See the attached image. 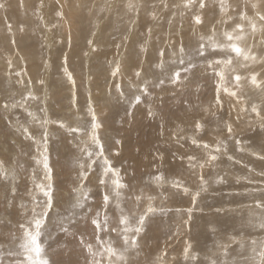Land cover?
<instances>
[{"label":"rangeland","instance_id":"1","mask_svg":"<svg viewBox=\"0 0 264 264\" xmlns=\"http://www.w3.org/2000/svg\"><path fill=\"white\" fill-rule=\"evenodd\" d=\"M61 1H40L30 9L32 18L27 22L19 17L14 18L13 23L4 19L6 26L11 25V31L7 27L5 41L0 38L2 264H29L22 247L26 239L24 229L33 227L30 223L33 196L41 204L45 199L35 185L48 183L41 155L45 130L48 135L47 155L52 168L54 206L39 238L43 249L41 261H47V264H91L95 259L99 264H110L105 249L111 246L125 258L117 261L116 257H112V264H261L264 228L259 227V223L264 211L255 205L258 201H264L261 191L264 190V159H257L254 155L264 156V133L260 132V121L251 109L256 105L264 115V91L252 86L248 79L256 74L264 86V62H261L264 60V21L259 19L264 16V11L244 14L245 21L238 24L243 25L241 32L237 29L238 25L234 29L228 27L232 22H227L225 26L215 24L210 29L204 27L202 20L198 24L201 28L195 27L194 15L203 19L204 8H184L181 15L178 12L180 4L185 5L183 2L165 7L166 0H151L149 3L145 1L146 4L137 3L138 6L127 8V11H124L126 3L120 2V7L107 16L108 5L106 8L105 3L110 4L111 0H102L93 5L94 8L90 3L89 6L85 4L87 13L81 18L82 23L78 25L76 36H73L74 41L69 43L62 31L69 6ZM207 1L204 0V4ZM216 1L221 5L219 0L210 2L216 4ZM231 2L233 0H223V6ZM162 6L166 8L165 16L160 15ZM57 11L63 13V18L55 15ZM87 15L90 19H86ZM218 26L223 28L217 33L221 34L220 39L215 33ZM59 27L61 29L56 30ZM21 28L24 32L20 31ZM225 32H232L233 42L227 39ZM129 34L134 35L129 37ZM43 35L44 38L47 36L44 40ZM238 36H243V39H236ZM130 39L131 45H128ZM13 40L17 45H13ZM124 40L125 44L121 45ZM89 41L92 43L89 44ZM7 43L11 44L7 46ZM115 44L119 54L126 53L124 61L128 60V64L118 61L120 56L117 54L106 57L105 52H110ZM200 44L204 45L203 55L198 53ZM232 44L245 51L250 49V54L258 57V61H245L243 56L237 57L228 47ZM27 51L33 52L26 56ZM161 52L164 53L163 57L160 56ZM101 55L106 56L101 58ZM65 56L67 65L64 64ZM181 59L183 64L180 63ZM228 59L232 60L230 65L213 63ZM9 60L12 62L11 70L8 68ZM117 66L119 73L113 76ZM65 67L75 80L74 88L64 71ZM17 71L25 74L16 76L14 73ZM175 71L181 73L178 81L172 78ZM137 72L140 76L136 75ZM220 72L225 76L223 87L236 91L241 103L228 94L225 96L222 89L220 97L225 100H221L222 106L216 104L217 73ZM236 75L241 77L238 89L235 87ZM40 80H43V84ZM29 93L36 99L25 101ZM137 96L140 97L139 103ZM89 104L101 125L98 135L105 145V155L119 170L120 181L126 185L124 188L115 189L111 173L104 177L105 186L99 185L104 171L102 161L93 165L87 180L79 177L81 148L90 147V137L85 136L83 131L91 130ZM241 108L247 111L241 112ZM61 123L65 127H60ZM197 124L201 125L199 129ZM228 124H231L235 138L241 140L239 147L243 151L237 149L235 139L227 138ZM77 127L81 128L80 133L71 131ZM25 128L34 139L25 135ZM86 140L88 144L84 143ZM193 140L201 145L206 143L210 148L197 147ZM218 143L222 149L226 144L227 150L218 154L220 158L212 166L205 167L204 172L198 167L194 171L189 168L188 156H195L197 164L203 162L207 159V153ZM250 152H253V156ZM228 156L233 159L229 160ZM168 165L176 169L175 175L169 176ZM159 175H163V181L156 179ZM201 176L206 182V191L200 189ZM173 180L187 187L189 194H185L182 188H174ZM117 191L119 199L116 197ZM197 191L200 195L193 206L191 196ZM82 192L87 195L86 200ZM105 193L110 201L107 210L108 231L100 233L102 243H98L91 220L97 218L96 213L99 212L98 219L104 224ZM137 197L140 199L137 200ZM77 201L83 204L82 208L76 206ZM149 205L156 211L147 214L143 232L138 235L132 231L127 233L130 241L135 238L136 245L133 247L129 243L126 246L122 232L125 225L120 224L121 218H126L128 227L134 228L138 217L147 213ZM188 209H192L191 220L188 219ZM36 210L40 211L39 208ZM232 225L234 228H230ZM186 242L191 244L187 260L184 258ZM87 245H91L94 256L89 254Z\"/></svg>","mask_w":264,"mask_h":264},{"label":"snow or ice","instance_id":"2","mask_svg":"<svg viewBox=\"0 0 264 264\" xmlns=\"http://www.w3.org/2000/svg\"><path fill=\"white\" fill-rule=\"evenodd\" d=\"M221 2V6L223 7V0H220ZM196 3V0H186V3L184 5L185 8H190L192 6H194ZM42 6V5H41ZM4 5L0 4V8H3ZM128 7H132L131 4L128 5ZM199 7L202 9L205 7L204 4V0H199ZM253 7H256V5H253ZM55 15L63 18V13L61 12H56ZM245 17L243 16V14L241 15V19H244ZM260 20L264 21V16H260L259 17ZM194 22L195 24H201L202 23V19L199 15H194ZM9 27V31H11V25H8ZM237 28L240 29L241 32H243V26L238 25ZM252 29L253 31L256 30V26L253 24L252 25ZM21 31H23V28L20 29ZM227 39L229 41L233 40V36L231 33H226ZM236 39H243V36H238L236 37ZM13 45H15L16 41L13 40L12 41ZM69 43H71V39L69 37ZM92 42L89 41V44H91ZM228 47L231 48V51L234 52L236 54L237 57L243 56V59L245 61L247 60H252V61H256V56L251 55L250 54V49L248 51H245L244 49H242L239 46H236L235 44L229 45ZM181 51H183V48L181 49ZM213 51H216L215 48H213ZM198 53L200 55L204 54V45L200 44L199 48H198ZM164 53L161 52L160 56L163 57ZM264 62V61H262ZM180 63L183 64V60H180ZM213 63L215 64H221V63H225L230 65L232 63L231 59H228L226 61H222V60H215ZM64 64L67 65V56L64 57ZM8 68L9 70L12 69V62L11 60L8 61ZM119 66H117L116 70L112 73L113 76L117 75L119 73ZM64 71L68 77L69 82L72 84L73 88L75 87V80L72 78V75L70 72H68L67 67L64 68ZM16 76H22L25 73H23L22 71H17L14 73ZM137 76H140V73L137 72L136 73ZM217 75L219 76V82L216 85V104L217 105H221V97H220V92L223 89V91L236 98L237 103H241L240 98L237 95L236 91H229L227 88L223 87L224 84V80H225V76L223 72L217 73ZM181 77V73L179 71H175L174 72V76L172 77L175 80H179ZM235 80V87L238 89L240 87V81H241V77L239 75H236L234 77ZM19 83H22V81H18ZM41 84H43V80L39 81ZM250 82L251 84L255 87L260 89L261 91H264V86H262L261 82L258 81L257 79V75L253 74L250 77ZM29 85L31 84V81L28 82ZM118 87V86H117ZM25 101L27 100H35L36 97L34 95H32L31 93L28 94L27 97L24 98ZM137 103H139L140 101V97L137 96L136 97ZM20 105H13V107H17ZM222 106V105H221ZM8 108V105H5V109ZM89 108V114L91 116V130L90 132L87 129H84V135L85 136H89L90 137V147H82L81 148V161L79 162V167H80V173H79V177L81 180H87L88 179V174L89 172H91L93 170V165L97 164L98 161H102V167H103V172L101 174V178L99 179V185L100 186H105L106 181L104 179V177H106L109 173L112 174V176L114 177L112 183L115 187V189H121L126 187V185L122 184L119 178V170L114 168L111 161L108 159V157L105 155V145L101 143V138L98 135V131L101 127L100 123L98 122L97 119V115L94 109H92L91 105H88ZM241 112H245L247 111V109L245 108H241L240 109ZM251 111L253 113L256 114L258 120L260 121V132L264 133V115H261V111L258 110L256 105L252 106ZM29 115L31 116L32 113H29ZM60 127H65V125L63 123L60 124ZM196 127L199 129L201 127V125L197 124ZM251 127V125H250ZM25 135L28 136L29 139H34V137L32 135H30L28 133V130L25 128L23 129ZM72 132H77L80 133L82 130L81 128L77 127V128H72L71 129ZM252 131H255V128H252ZM227 132H228V138L229 139H235V144L237 146V149L239 151H243L242 148H240V144H241V140L238 138H235L234 136V130L231 126V124L227 125ZM264 138V137H262ZM47 140H48V135H47V131L45 130L43 133V137L41 140V143L43 145V152L41 153L42 155V164H43V170H44V175H45V180L48 181L47 184H36L35 187L39 188L42 192L43 197L45 198L43 203L41 204L40 201H38L36 199L35 196H33V215H32V219L30 221L31 225L33 226L32 229H24V237L25 239V243L22 245L24 252L26 253L25 259L29 262V264H47V261H41L40 260V256L41 253L43 251L41 244L39 242V238L41 237L42 234V229L45 226V221L47 220L48 216H49V212L52 210L54 204H53V186L51 183L52 180V168L49 165V158L47 155L48 152V147H47ZM117 143H119V141H116ZM85 144H88L89 141H84ZM193 144H196L197 147H203L205 150L210 148V145L208 144H199L197 143V141L193 140ZM225 151L227 150V145L225 144L223 149L221 148V145L218 143L216 145V147L214 149H212L211 152L207 153V159L203 162L200 163H195L196 161V157L195 156H188L187 159L189 161V168L192 169L193 171L198 167L201 171H203V169L206 166H212V163L216 160H218L219 157V153H221V151ZM215 153V154H213ZM260 159H264V156L259 157ZM162 159V158H161ZM229 160H232L233 157L232 156H228ZM0 169H3V165L0 164ZM251 171V169H250ZM5 178H7V174L5 173ZM157 180L159 181H163L164 177L163 175H159L156 177ZM219 182H222L219 181ZM205 181L203 176L200 177V189L203 191H206L207 188L205 186ZM172 186L174 188H182L183 192L185 194H189V190L187 187H184L180 181L178 180H173L172 181ZM81 188H83V185L81 186ZM262 193H264V190H261ZM83 198L86 200L88 197L85 193H81ZM119 191L116 192V197L117 199H119ZM200 192L197 191L195 193L192 194L191 196V200H192V204L193 206L196 205L197 202V198L199 197ZM140 197H137V200H139ZM149 199H151V197H149ZM109 196L108 194H103V210L105 211V222L104 224H101L98 217H99V212L96 213V217L97 218H93L91 220V224L93 226V232L94 235L96 237V240L98 243H102V238L100 236L101 232H107L108 228H107V210L109 207ZM78 207H83V204H80L79 201H77V205ZM257 208L261 209L262 211H264V201H258L255 205ZM23 207V205H22ZM117 207H119V205H117ZM39 208L40 211H37L36 209ZM156 211L155 208H153L151 205H149L148 209H147V213L142 214L138 217L137 221H136V226L134 228L128 227V220L126 218H121L120 220V224L125 225V227L122 229V232L124 233L123 236V242L124 244L127 246L129 245V243H131V246H135L136 245V240L135 238H132L131 241L129 240V237L127 235L128 232L132 231L135 234H140L141 232L144 231L145 228V222H146V218H147V214L148 213H154ZM188 219L191 220V212L192 209H188ZM21 227L23 228L24 226L21 225ZM259 227L264 228V215H262L260 217V223H259ZM116 229H113V231H115ZM65 231L67 232V229H65ZM82 243H84L83 241H81ZM253 244H256V241L252 242ZM88 251L90 255H95V253L92 252L91 249V245H87ZM191 249V244L186 242V247L184 249V258L187 260L189 258L188 253L189 250ZM127 249H125L126 251ZM105 251L108 253V258H109V262L110 264H112V257H116L117 261H122L124 260V256L123 254H118L115 249H113L111 246L107 247L105 249ZM225 255H227V253H225ZM260 256H261V264H264V251L260 252ZM194 258V257H193ZM0 264H2V261H0ZM15 264H21V262H15ZM91 264H99L98 261H96L95 259H93L91 261ZM213 264H215V262H213Z\"/></svg>","mask_w":264,"mask_h":264},{"label":"bare ground","instance_id":"3","mask_svg":"<svg viewBox=\"0 0 264 264\" xmlns=\"http://www.w3.org/2000/svg\"><path fill=\"white\" fill-rule=\"evenodd\" d=\"M40 1H44V0H0V4H3L4 5V7L3 8H0V38H4V41H5V36H6V29H7V27L8 26H6L5 24H4V19L6 18V20H5V22H10V20H11V22L13 23V20H14V18H16L17 19V17H19V18H22V19H24L26 22L27 21H29V20H31V18H32V16H30L31 14H32V12H30V9L33 7V6H35L36 4H38V3H40ZM50 1V0H49ZM59 1V0H58ZM61 1V0H60ZM102 0H62L61 2H66V3H68V6H69V8H68V12H67V15H66V17H64L65 19H64V22H63V27H62V31H64V35L66 36V39H68L69 40V37H70V39H71V41H74V39H73V36H76V34H77V30H78V28H79V26L78 25H80L81 23H82V21H81V18H82V16H84L86 13H85V10L87 9H85V4L87 3V6H89V4L88 3H90V5L91 6H93V5H96L97 3H100ZM119 1V2H118ZM134 1H136V4H134ZM148 2L149 3V1H151V0H111V3L110 4H107V3H105L106 5V8H107V5H108V8L106 9L107 10V16L112 12V11H114L115 9H117V8H119L120 7V5H121V3L120 2H125L126 4H125V6H124V11H127V8H130V7H128V5L129 4H131L132 6H133V8L134 7H136L135 5H137L138 6V4L140 5V3L142 2V3H145L146 4V2ZM153 1V0H152ZM155 2H156V0H154ZM162 1V0H161ZM207 1V0H206ZM209 1V2H208ZM207 1V4H205V7H204V15H202L203 13V11L201 12L202 14H200V15H202L203 16V22H204V27L205 28H212L215 24L216 25H220V24H224L223 26H225L226 25V23L227 22H229L230 24H231V22H232V25H229L228 27H231L230 29H234L235 28V26L236 25H238V24H240V23H242V22H244L245 21V18L244 19H241V15L243 14H248L249 15V12L250 11H253V12H255L256 14L258 13H261L262 11H264V3L262 2V1H264V0H233V2H231L230 4H228V5H225L224 4V6L222 7L221 5H218L219 4V2L218 1H216V4H214L215 3V1H213L214 3H212V2H210L211 0H208ZM220 1V0H219ZM180 2H183L184 4L186 3V0H166L165 1V4H167L165 7H167L169 4H172V3H180ZM218 2V3H217ZM228 2V1H227ZM104 3V2H103ZM102 3V4H103ZM138 3V4H137ZM152 3V2H151ZM161 3H163L164 4V2H161ZM225 3V2H224ZM51 4H53V3H51ZM162 4V5H163ZM164 4V5H165ZM253 5H256V7H253ZM57 6V5H56ZM161 6V5H160ZM159 6V7H160ZM179 6V5H178ZM219 6V7H218ZM38 7V6H37ZM52 7V6H51ZM102 7V6H101ZM100 7V8H101ZM104 7V6H103ZM163 7V6H162ZM165 7H163V8H161V10H162V12L160 13V15L162 14H164V16L166 15V8ZM199 7V0H196V3H195V5L194 6H192V7H190L189 9H193V10H195V9H197ZM50 8V7H49ZM84 8V9H83ZM92 8H94V6L92 7ZM185 7L184 6H181V4H180V8H179V11L180 12H178L179 14H181L182 15V12H183V9H184ZM52 9V8H51ZM40 10V9H39ZM61 10V9H60ZM95 10H96V8H95ZM95 10H94V12H95ZM99 10V9H98ZM101 10V9H100ZM137 10V9H136ZM82 11H84L82 14H81V12ZM89 11V10H88ZM93 11V10H92ZM39 12V11H38ZM49 12V11H48ZM79 13V15H78V13ZM146 12V11H145ZM89 13H90V15L92 14L90 11H89ZM96 13V12H95ZM137 13V12H136ZM136 13H135V15H136ZM168 13V12H167ZM41 14V13H40ZM44 14H45V12H44ZM94 14V13H93ZM139 14V13H138ZM172 14V13H171ZM197 14H199V13H197ZM246 14V15H247ZM94 15H96V14H94ZM106 15V14H105ZM180 15V16H181ZM39 16V15H38ZM52 16H54L53 14H52ZM92 16V15H91ZM140 16H142V14L140 15ZM146 16V15H145ZM93 17V16H92ZM105 17V16H104ZM162 17V16H161ZM201 17V16H200ZM52 18V17H51ZM54 18V17H53ZM52 18V19H53ZM56 18V17H55ZM97 18V17H96ZM137 18H139V17H137ZM148 18V17H147ZM181 18V17H180ZM253 18H254V16H253ZM47 19V18H46ZM48 19H50V18H48ZM86 19H90L89 17H88V15H87V17H86ZM143 19H145V18H143ZM182 19V18H181ZM189 19V18H188ZM252 19V18H251ZM36 20H37V18H36ZM15 21V20H14ZM52 21V20H51ZM10 22V23H11ZM76 22H78V24L76 23ZM256 22V21H255ZM260 22V21H259ZM22 23V22H21ZM32 23V22H31ZM37 23V22H36ZM56 23H57V21H56ZM248 23H250V22H248ZM254 23V22H253ZM18 24L20 25V22H18ZM38 24V23H37ZM43 24V23H42ZM48 24H49V22H48ZM60 24V23H59ZM58 24V25H59ZM62 24V23H61ZM181 24V23H180ZM19 25H17V26H19ZM255 25V24H254ZM22 27H23V25H21ZM35 26V25H34ZM34 26H33V29H34ZM37 26H39V25H37ZM51 26V25H50ZM182 26V25H181ZM243 26V25H242ZM58 27V26H57ZM134 27H137V25H134ZM195 27H197V28H201L198 24H196V26ZM194 27V28H195ZM217 27V26H216ZM220 26H218V32L216 31L217 30V28H216V30H214V31H216L215 33H216V35L217 36H220L221 34H217V33H219V29H221V28H219ZM233 27V28H232ZM27 28H29V27H27ZM26 28V30H29V29H27ZM42 28V27H41ZM196 28V29H197ZM214 28V27H213ZM32 29V28H31ZM32 29V30H33ZM61 28L59 27V29H56V30H60ZM238 29V28H237ZM31 30V31H32ZM35 30H39V29H36L35 28ZM205 30V29H204ZM221 30H223V28L221 29ZM21 31V30H20ZM184 31V30H183ZM205 31H207V30H205ZM225 31V30H224ZM232 31H235V30H232ZM236 31H238V30H236ZM260 31V30H259ZM262 31V30H261ZM22 32H24V31H22ZM21 32V33H22ZM35 32V31H34ZM43 32H45V31H43ZM57 32V31H56ZM182 32V31H181ZM208 32V31H207ZM239 32V31H238ZM38 33H40V31L38 32ZM42 33V32H41ZM176 33V32H175ZM212 33V32H211ZM221 33V32H220ZM232 33V32H231ZM59 34H61L60 32H59ZM62 34H63V32H62ZM169 34V33H168ZM26 35V34H25ZM34 35V34H33ZM42 35V34H41ZM129 35H131V34H129ZM133 35L134 34H132L131 36H129V37H133ZM182 35V34H181ZM223 35H224V32H223ZM18 36H20V35H18ZM31 36H32V33H31ZM168 36V35H167ZM217 36H215V37H217ZM225 36H226V32H225ZM235 36H237V34L235 35ZM37 37V36H36ZM46 37L47 36H45V38H44V35H43V40L44 39H46ZM128 37V38H129ZM182 37V36H181ZM224 37V36H223ZM227 37V36H226ZM20 38V37H19ZM26 38H28V37H26ZM30 38V37H29ZM28 38V39H29ZM32 38V37H31ZM39 38H40V36H39ZM79 38H81V36L79 37ZM221 38V36L220 37H218V39H220ZM22 39V38H21ZM24 40H25V37L23 38ZM22 39V40H23ZM47 39H49V38H47ZM65 39V40H66ZM224 39V38H223ZM234 39V38H233ZM3 40V39H2ZM32 40H33V38H32ZM37 40H38V38H37ZM39 40H42V39H39ZM131 40L132 39H130L129 40V43H127L128 45L130 44L131 45ZM135 40H137V39H135ZM193 40V39H192ZM250 40V39H249ZM79 41V40H78ZM197 41V40H196ZM216 41V40H215ZM214 41V42H215ZM219 41V40H218ZM237 41V40H236ZM240 41V40H239ZM261 41V40H260ZM20 42V41H19ZM24 42H26V40L24 41ZM36 42H38V41H36ZM233 42V41H232ZM34 43V42H33ZM81 43V42H80ZM134 43H135V41H134ZM238 43H242L241 41L240 42H238ZM250 43V42H249ZM248 43V44H249ZM6 44V43H5ZM8 44H11V43H7V46H8ZM16 45H17V43H15ZM24 44H26V43H24ZM23 44V45H24ZM32 44V43H31ZM35 44V43H34ZM41 44V43H40ZM43 44H46V43H43ZM49 44H50V46H51V43L49 42ZM67 44H68V42H67ZM125 44V40L124 41H122L121 42V45H124ZM126 44V45H127ZM133 44V43H132ZM209 44V43H208ZM236 44V43H235ZM33 45V44H32ZM112 45H114L113 43H112ZM127 45V46H128ZM193 45V44H192ZM217 45V44H216ZM242 45H244V43L242 44ZM39 46V45H38ZM76 46H77V44H76ZM134 46V45H133ZM256 46V45H255ZM11 47H12V45H11ZM14 47V46H13ZM21 47H22V45H21ZM36 47V46H35ZM40 47V46H39ZM38 47V48H39ZM73 47V46H72ZM75 47V46H74ZM126 47V46H125ZM124 47V48H125ZM129 47V46H128ZM244 47V46H243ZM250 47H251V44H250ZM23 48V47H22ZM43 48H45V47H43ZM47 48V47H46ZM55 48V47H54ZM117 48H118V46L115 44V46H113L112 48H111V51L110 52H108L107 51V53L105 52V54L107 55H105L106 57H110V56H113L114 54L116 55L117 54V56H120V58L119 59H117L118 61L119 60H122V61H124V59H126L127 57H126V53L124 52V53H121V54H119L120 52H118L117 51ZM133 48V47H132ZM134 48H135V46H134ZM133 48V49H134ZM247 48H248V46H247ZM26 49V48H25ZM29 49H33L32 47L30 48L29 47ZM35 49V48H34ZM63 49V48H62ZM66 48H64V50H65ZM68 49V48H67ZM66 49V50H67ZM3 50V49H2ZM36 50H37V48H36ZM54 50V49H53ZM52 50V51H53ZM56 50V49H55ZM70 50V49H69ZM73 50V49H72ZM146 50V49H145ZM13 51V50H12ZM49 51H51L50 49H49ZM60 51V50H59ZM74 51V50H73ZM72 51V52H73ZM76 51V50H75ZM2 52H4V51H2ZM9 52H10V50H9ZM14 52V51H13ZM19 52H21V51H19ZM23 52V51H22ZM33 52V51H32ZM32 52H29V51H27V52H25V55L26 56H29L30 54H32ZM38 52V51H37ZM45 52H48V50L47 51H45ZM68 52V51H67ZM127 52V51H126ZM59 53V52H58ZM262 53V52H261ZM5 54V53H4ZM14 54H15V52H14ZM34 54V53H33ZM122 54H123V57H121L122 56ZM218 54V53H217ZM6 55V54H5ZM8 55V54H7ZM48 55H50V54H48ZM59 55V54H58ZM12 56H15V55H13V53H12ZM23 56V55H22ZM39 56H41V55H39ZM45 56L46 55H44V58H45ZM105 56L104 55H101V56H99V57H104L105 58ZM263 56V55H262ZM59 57V56H58ZM258 58V57H257ZM40 59V58H39ZM47 59H48V57H47ZM51 59V58H50ZM53 59H55V58H53ZM52 59V60H53ZM259 59V58H258ZM258 59H256V61H258ZM63 60V59H62ZM116 60V61H117ZM22 61H23V59H22ZM50 61V60H49ZM57 61V60H56ZM103 61V60H102ZM264 61V60H263ZM27 62H28V58H27ZM38 62H41V61H38ZM50 62H52V61H50ZM108 62V61H107ZM128 60L127 61H124V63L125 64H128ZM211 62V61H210ZM262 62V61H261ZM44 63H46V61L44 62ZM47 63H49V62H47ZM55 63V62H54ZM118 63V62H117ZM133 63V62H132ZM263 63V62H262ZM2 64V63H1ZM42 64V63H41ZM105 64H106V62H105ZM104 64V65H105ZM121 64V63H120ZM159 64V63H158ZM258 64V63H257ZM259 64H260V61H259ZM49 65V64H48ZM35 66V65H34ZM43 66V65H42ZM45 66H47V65H45ZM264 66V65H263ZM44 67V66H43ZM53 67V66H52ZM51 67V68H52ZM230 67V66H229ZM30 68V67H29ZM49 68V67H48ZM226 68V67H225ZM251 68V67H250ZM28 69V68H27ZM45 70H46V67H45ZM52 70V69H51ZM31 71H33V68H32V70ZM30 71V72H31ZM50 72V71H49ZM238 72V71H237ZM264 72V71H263ZM45 73H47V72H45ZM36 74V73H35ZM38 76L40 75V73L39 74H37ZM43 75V74H42ZM46 76H47V74H46ZM46 76H44V77H46ZM202 76V75H201ZM35 77V76H34ZM262 77L264 78V76H263V74H262ZM201 78V77H200ZM244 78H246V77H244ZM36 79V78H35ZM248 79V78H247ZM10 80V79H9ZM263 80V79H262ZM261 80V81H262ZM248 81H250L249 79H248ZM263 82H264V80H263ZM24 83V82H23ZM243 84V83H242ZM253 86V85H252ZM249 91V90H248ZM255 91V90H254ZM250 93V92H249ZM223 95V97H224V94H222ZM225 96H226V93H225ZM228 96V95H227ZM227 98V97H226ZM224 100H225V98H223ZM223 99H221V100H223ZM229 99V97L227 98V100ZM249 100V99H248ZM222 102V101H221ZM236 102V101H235ZM232 103V102H231ZM233 105V104H232ZM235 105H236V103H235ZM241 105V104H240ZM235 107V106H234ZM236 108H238V105H237V107ZM235 108V109H236ZM230 109H233L232 107L230 108ZM237 110V109H236ZM234 112V111H233ZM239 113V112H238ZM234 114V113H233ZM232 116V115H231ZM247 125V124H246ZM258 133H260V132H258ZM200 134V133H199ZM261 134V133H260ZM227 135V134H226ZM226 137V136H225ZM228 138V137H227ZM252 139V138H251ZM213 141V140H212ZM223 141H224V139H223ZM214 142V141H213ZM235 142V141H234ZM212 145V144H211ZM246 149V148H245ZM253 152H250V155L252 154ZM262 153V152H261ZM177 155V154H176ZM204 155V154H203ZM205 156V155H204ZM203 156V157H204ZM252 156H253V154H252ZM257 159H260L259 157H261V155H254ZM201 157H202V155H201ZM176 158V157H175ZM254 158V157H253ZM203 159V158H202ZM255 159V158H254ZM241 161V160H240ZM257 161H259V160H257ZM259 163V162H258ZM261 163V162H260ZM263 164V163H262ZM242 165V164H241ZM244 165V164H243ZM151 166V165H150ZM170 165H168L167 166V170H168V168H169V171H168V173H169V176L170 175H172V174H176V169H172L171 167H169ZM207 167V166H206ZM210 169V168H209ZM254 169V168H253ZM263 169V168H262ZM255 170V169H254ZM260 170V169H259ZM150 171V170H149ZM205 171V168L203 169V172ZM186 172V171H185ZM188 172V171H187ZM264 173V172H263ZM262 174V173H261ZM163 183V182H162ZM166 185V184H165ZM172 194V193H171ZM167 197V196H166ZM225 199V198H224ZM176 206V205H175ZM206 210V209H205ZM208 210V209H207ZM206 215V214H205ZM205 215H204V217H205ZM225 216V215H224ZM223 216V217H224ZM207 217V216H206ZM210 220V219H209ZM227 220V219H226ZM210 223V222H209ZM209 225V224H208ZM206 228V227H205ZM230 228H234L233 227V225H232V227H230ZM215 229V228H214ZM224 231V230H223ZM219 232V231H218ZM206 235V234H205ZM227 235V234H226ZM227 238H228V236H227ZM223 242H224V240H222ZM226 241V240H225ZM232 241V240H231ZM234 241V240H233ZM227 242V241H226ZM237 242V241H236ZM225 243V242H224ZM223 244V243H222ZM232 245V244H231ZM228 249V248H227ZM220 250H222V248L220 249ZM223 256V255H222Z\"/></svg>","mask_w":264,"mask_h":264}]
</instances>
